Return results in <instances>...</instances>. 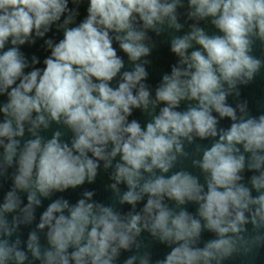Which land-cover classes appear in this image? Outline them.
I'll return each mask as SVG.
<instances>
[{"label":"clouds","instance_id":"clouds-1","mask_svg":"<svg viewBox=\"0 0 264 264\" xmlns=\"http://www.w3.org/2000/svg\"><path fill=\"white\" fill-rule=\"evenodd\" d=\"M82 3L0 0V180H11L0 199V264H117L122 252L133 253L123 264H152L141 252L144 232L170 249L155 264H224L264 249V113L227 102L264 68L251 54L256 41L264 46V0H187L190 30L171 37L177 62L154 95L145 83L155 46L148 33L181 32L185 0H87L77 23ZM206 20L221 35L199 26ZM53 26L63 33L58 42L45 39ZM37 39L50 52L42 69L21 51ZM134 110L150 117L143 127L129 119ZM225 119L230 126L220 127ZM52 124L70 130L71 141L59 129L45 139ZM197 140L212 141L196 144L191 161L203 183L173 171ZM101 163L130 211L95 201L90 190L74 204L52 199L94 183ZM33 222L22 241L20 228ZM204 231L215 238L201 247Z\"/></svg>","mask_w":264,"mask_h":264}]
</instances>
